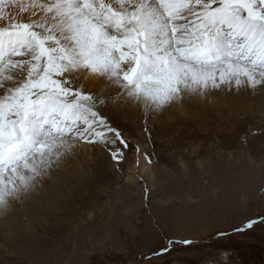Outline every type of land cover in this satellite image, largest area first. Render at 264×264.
<instances>
[{
    "label": "snow or ice",
    "instance_id": "1",
    "mask_svg": "<svg viewBox=\"0 0 264 264\" xmlns=\"http://www.w3.org/2000/svg\"><path fill=\"white\" fill-rule=\"evenodd\" d=\"M257 96L264 120V0H0V217L56 184L78 141L118 171L129 151L152 163L120 114L146 123L172 104L239 97L251 112ZM257 223L264 215L235 231Z\"/></svg>",
    "mask_w": 264,
    "mask_h": 264
},
{
    "label": "rangeland",
    "instance_id": "2",
    "mask_svg": "<svg viewBox=\"0 0 264 264\" xmlns=\"http://www.w3.org/2000/svg\"><path fill=\"white\" fill-rule=\"evenodd\" d=\"M230 99L239 107L253 102ZM259 101L251 112L190 103L150 112L146 123L140 112L116 118L150 156L147 163L141 155L148 179L134 172V151L118 171L103 148L78 141L88 174L75 183L73 201L35 217L31 238L16 248L7 240L0 245V264H264V223L235 231L264 215ZM165 246L167 252L145 259Z\"/></svg>",
    "mask_w": 264,
    "mask_h": 264
},
{
    "label": "bare ground",
    "instance_id": "3",
    "mask_svg": "<svg viewBox=\"0 0 264 264\" xmlns=\"http://www.w3.org/2000/svg\"><path fill=\"white\" fill-rule=\"evenodd\" d=\"M102 84H103V81L94 79L91 81L90 84H88V87L89 88L95 87V89H100ZM114 91L115 89H113V92ZM179 104L189 105L190 103L187 101H184ZM258 106H259V102H258ZM170 107L164 109V112H166V114H168ZM207 107H210L214 112H216V110L221 108L225 112H228V113H230V111H234V110L242 108L239 106H235L232 103H230V106L225 105L220 108H214L212 106H207ZM135 113L137 112H131V111L125 112L123 114L118 115L117 118L121 117V119L125 121L126 119L123 117L127 116V114L134 116ZM81 152L83 151L79 150L78 147L75 146L72 154H70L66 158V162L63 165L62 171L57 178L56 184H52V183L47 184L45 190L42 191L39 195H37L34 198V200L30 201L26 206H24L23 208L17 207L14 211L9 213L6 217H0V245L4 246L5 241L7 240L8 247L14 246L16 248V245L18 243L20 242L23 243L27 239L29 240V238H31L30 229L32 230V228L30 227L32 226L31 224L33 223V221H35V217L38 218V216L43 214L44 212L58 211V209H60L61 206L63 205L65 206L66 199L69 200L68 201V204H69L70 202L69 198H71L72 195H75V188H76L75 183H78V185L80 186L82 184V178H84V176L86 178L88 174L87 169L82 165L81 161L77 157V153H81ZM139 160H140V163L138 167L137 168L134 167L133 170L134 172H137L138 174H140L142 177H145L146 179H148L151 176L150 166L148 165L145 166L141 156L139 157ZM72 198H71V202L73 201ZM18 228H21V230L23 231L19 232ZM25 248H28V247H25Z\"/></svg>",
    "mask_w": 264,
    "mask_h": 264
}]
</instances>
